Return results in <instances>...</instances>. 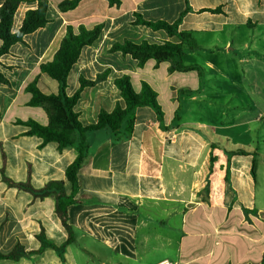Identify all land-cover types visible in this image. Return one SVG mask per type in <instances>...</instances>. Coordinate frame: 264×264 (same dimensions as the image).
<instances>
[{"label":"crops","instance_id":"crops-1","mask_svg":"<svg viewBox=\"0 0 264 264\" xmlns=\"http://www.w3.org/2000/svg\"><path fill=\"white\" fill-rule=\"evenodd\" d=\"M19 1L13 33L39 3ZM47 1L49 22L0 59V73L8 81H0V252L20 246L28 253L18 260L0 259V264H261L264 0H120L112 6L109 0H82L69 11L59 8L66 0ZM185 11L179 30L190 32L199 48L185 47L183 63L200 66L201 74L172 72L170 62L153 59L139 65L131 56L110 51L127 40L178 43L165 30L137 20L173 23ZM100 24V37L82 49L67 78L66 93L72 96L81 78L108 73L82 91L74 108L81 124H96L102 110L112 112L117 104L126 107L115 85L125 75L135 92H141L143 82L157 92L164 119L161 124L156 112L144 106L136 110L128 136L116 140L108 128L85 134L89 148L78 174V203L68 209L75 241L65 248L63 262L52 248L38 252L42 232L57 246L68 239L54 198L10 187L3 174L15 182L30 180L36 189L63 181L70 194L66 171L77 148L42 145L43 139L27 135L29 127L20 121L48 125L46 112L28 105L32 95L26 87L37 80L42 93L58 94L59 83L42 73L41 65L54 59L68 26L77 32L81 25L93 29ZM181 100L188 102L186 113L201 114L184 119ZM237 149L248 154H228ZM219 235L222 248L209 247V239Z\"/></svg>","mask_w":264,"mask_h":264},{"label":"trees","instance_id":"trees-1","mask_svg":"<svg viewBox=\"0 0 264 264\" xmlns=\"http://www.w3.org/2000/svg\"><path fill=\"white\" fill-rule=\"evenodd\" d=\"M81 1L82 0H66L59 5V8L61 11L73 10ZM109 2L111 6L118 5L120 0H109ZM19 5V0H6L0 6V40L2 42L0 46V59L3 55L9 53L13 45L24 43L26 35L43 28L49 22L47 18L48 1L39 0L37 8L27 12L20 30L13 33V19ZM186 11H188V8ZM186 11L173 23L166 21L150 22L142 18L137 20L138 24L148 26L153 30H165L170 37H177L179 39L178 43L167 41L162 44H156L143 41L140 44H136L127 40L123 43L113 44L110 51L121 52L123 56H131L139 65H144L148 60L153 59L157 64L170 62V71L172 72L198 71L199 74H201L202 68L200 66H187L183 63L185 47L190 50L199 48V45L190 32L179 30V26ZM102 30V24L93 29H87L81 25L77 32H75L72 26L67 27L66 34L54 59L51 62L42 64L40 67L42 73L47 74L59 83L58 94L46 95L42 93L38 88L37 80L26 87V91L32 95L28 105L41 107L46 112L49 119L48 125H42L34 120L26 122L20 121V123L29 127L26 134L37 135L42 138V145H46L49 142H57L60 148L74 146L78 150L76 160L66 171L67 179L71 184L70 194L66 193L63 181L53 180L48 182L44 187L36 189L31 185L30 180L26 182H15L3 174L4 181L10 187L30 192L35 197L41 199L47 197L54 198L55 212L68 233V239L62 245L57 246L49 242L42 232L37 236L38 240L41 242V248L38 252L48 247L52 248L58 253L63 262L65 261V248L75 241L74 228L69 224L68 209L71 205L78 203L76 199L79 192L78 174L85 163L89 148L85 140V134L89 131L108 128L113 132L116 140L121 139L123 136H128L133 132L135 126L136 110L144 106L151 107L156 112L157 118L161 124L164 119L163 110L157 100V92L146 82L142 83L141 92H135L131 83V78L125 75L117 78L115 80V85L120 90L121 96L125 100L126 107L122 108L120 104H117L112 112L102 110L96 124L86 127L81 124L79 115L75 112L74 108L81 98L82 91L86 87L95 86L98 82L105 80L108 73L99 74L95 80L81 78L80 88L72 96H68L66 93L67 78L72 67L78 61L82 49L85 46L92 45L100 37ZM0 81L2 83H8L7 79L1 73ZM212 147H215L214 144ZM228 154L247 155L248 151L237 149L229 151ZM257 163L256 158H254L252 164L253 177H256ZM213 164L214 158L211 157L210 171L213 169ZM208 189L207 186L206 190L208 191ZM27 254L28 253H26L22 247L16 246L15 249L8 254L0 252V259L18 260ZM261 264H264V259Z\"/></svg>","mask_w":264,"mask_h":264},{"label":"rangeland","instance_id":"rangeland-1","mask_svg":"<svg viewBox=\"0 0 264 264\" xmlns=\"http://www.w3.org/2000/svg\"><path fill=\"white\" fill-rule=\"evenodd\" d=\"M181 102L183 103V108H182V114H181V116H183L184 119H186V120H193V118L196 117V115H200L201 114V113L200 114L197 113V114H194V115L192 114L193 116H191L189 112L186 113V107L188 106V102L183 101V100H181ZM186 103H187V106H186ZM30 108H32V107H30ZM201 116H204V115H201ZM219 236H220V238L216 237V240H213L212 238H210L209 239L208 246L209 247H212V245H214V246L217 247V249L222 248V246H223L222 235H219Z\"/></svg>","mask_w":264,"mask_h":264}]
</instances>
